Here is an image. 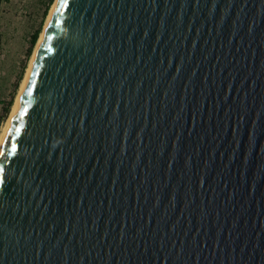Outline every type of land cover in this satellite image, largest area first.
I'll return each mask as SVG.
<instances>
[{"label":"water","instance_id":"1","mask_svg":"<svg viewBox=\"0 0 264 264\" xmlns=\"http://www.w3.org/2000/svg\"><path fill=\"white\" fill-rule=\"evenodd\" d=\"M0 264H264V0H56Z\"/></svg>","mask_w":264,"mask_h":264},{"label":"rangeland","instance_id":"2","mask_svg":"<svg viewBox=\"0 0 264 264\" xmlns=\"http://www.w3.org/2000/svg\"><path fill=\"white\" fill-rule=\"evenodd\" d=\"M54 2L0 1V131L9 123L29 62ZM36 33L37 41L30 49V39Z\"/></svg>","mask_w":264,"mask_h":264},{"label":"bare ground","instance_id":"3","mask_svg":"<svg viewBox=\"0 0 264 264\" xmlns=\"http://www.w3.org/2000/svg\"><path fill=\"white\" fill-rule=\"evenodd\" d=\"M55 2H56V0H55ZM55 2H54V4H55ZM54 4L52 5V7H51V9H50V12H49V14H48V16H47V19H46V22H45V26H44V28H43V31H42V33H41V35H40V38H39L37 44H36V47H35V49H34V52H33V55H32V57H31V60H30V62H29L28 69H27V71H26V73H25L24 80H23V82H22V84H21V87H20L19 95L17 96L16 101H15L14 106H13V110H12L11 117H10V119H9V123H8V125H7L6 128H4L2 131H0V146H1V144H2V141H3V139H4L5 134H6V132H7V129H8V127H9L10 123H11V120H12V118H13V116H14V113H15V111H16V109H17V106H18V104H19V101H20L21 95H22V93H23V90H24V87H25V84H26V81H27V77H28V74H29V71H30V68H31V65H32V62H33V59H34V57H35V54H36L37 48H38V46H39V43H40L41 37H42V35H43L44 29H45V27H46L47 21H48V19H49V16H50V14H51V11H52V9H53Z\"/></svg>","mask_w":264,"mask_h":264},{"label":"trees","instance_id":"4","mask_svg":"<svg viewBox=\"0 0 264 264\" xmlns=\"http://www.w3.org/2000/svg\"><path fill=\"white\" fill-rule=\"evenodd\" d=\"M0 1H1V0H0ZM36 41H37V33L34 34V35L31 37V39H30V49L35 45ZM29 51H30V50H29ZM9 106H10V103H9Z\"/></svg>","mask_w":264,"mask_h":264}]
</instances>
